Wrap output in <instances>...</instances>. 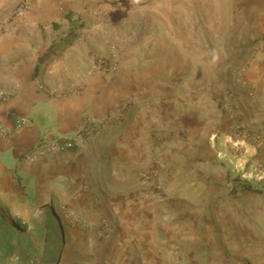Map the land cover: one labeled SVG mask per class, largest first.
Wrapping results in <instances>:
<instances>
[{
	"label": "rangeland",
	"instance_id": "1",
	"mask_svg": "<svg viewBox=\"0 0 264 264\" xmlns=\"http://www.w3.org/2000/svg\"><path fill=\"white\" fill-rule=\"evenodd\" d=\"M23 1L0 0V41ZM54 1L53 18L104 24L107 57L133 37L149 51L107 112L86 117L89 160L72 183L44 179L15 210L0 171L7 222L48 221L31 264H261L264 0ZM0 264L21 262L0 252Z\"/></svg>",
	"mask_w": 264,
	"mask_h": 264
},
{
	"label": "crops",
	"instance_id": "2",
	"mask_svg": "<svg viewBox=\"0 0 264 264\" xmlns=\"http://www.w3.org/2000/svg\"><path fill=\"white\" fill-rule=\"evenodd\" d=\"M63 2L60 5L65 8L71 6ZM57 6L54 0H34L0 41V91L9 93L0 101L4 129L0 171L9 185L3 199L15 210L16 202L28 197L38 200L44 179L47 186L56 184L58 191L63 182L64 186L73 182L75 171L89 160L91 143L79 136L86 117L104 115L110 95L136 81L147 64L148 47H140L142 43L133 37L134 45L122 52L117 72L107 73L99 67L93 71L97 59L110 54L111 39L102 29L104 24L82 29L73 18H53L51 11ZM21 116L28 118L26 124H18ZM62 136L75 138L76 146L33 156L43 138Z\"/></svg>",
	"mask_w": 264,
	"mask_h": 264
},
{
	"label": "trees",
	"instance_id": "3",
	"mask_svg": "<svg viewBox=\"0 0 264 264\" xmlns=\"http://www.w3.org/2000/svg\"><path fill=\"white\" fill-rule=\"evenodd\" d=\"M250 188V185H248ZM47 219L44 226H32L31 224L17 221L15 224L7 222L0 214V252L5 257H16L21 264H31V254L35 250L33 237L38 234L41 239Z\"/></svg>",
	"mask_w": 264,
	"mask_h": 264
},
{
	"label": "built area",
	"instance_id": "4",
	"mask_svg": "<svg viewBox=\"0 0 264 264\" xmlns=\"http://www.w3.org/2000/svg\"><path fill=\"white\" fill-rule=\"evenodd\" d=\"M32 7V1L31 0H25L23 1L18 8L16 9L15 13H14V23H16L17 21H19L20 19H22L24 17V15L26 14L27 11L30 10V8ZM12 23L11 25H9L10 29H13L15 27V24ZM99 69H102L104 71H108V72H115L119 69L120 67V61L118 59L117 55H112L110 57H107L105 60L101 61L99 64ZM9 96V93L6 91H0V101H5ZM28 121V118L25 116H21L17 122L20 125L26 124ZM238 129H240L241 127H237ZM0 133L4 134V129L0 126ZM241 132L239 131V134ZM77 144V140L75 138H66V137H58L52 140L47 139L46 137L43 138L40 143L38 144V146L35 149L34 155L35 156H41L44 155L46 153H48L49 151H51L52 149L56 148L58 150H68V149H72L76 146Z\"/></svg>",
	"mask_w": 264,
	"mask_h": 264
},
{
	"label": "clouds",
	"instance_id": "5",
	"mask_svg": "<svg viewBox=\"0 0 264 264\" xmlns=\"http://www.w3.org/2000/svg\"><path fill=\"white\" fill-rule=\"evenodd\" d=\"M139 0H131V3H138Z\"/></svg>",
	"mask_w": 264,
	"mask_h": 264
}]
</instances>
